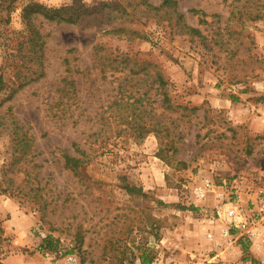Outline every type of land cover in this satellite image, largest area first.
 Masks as SVG:
<instances>
[{
  "label": "rangeland",
  "instance_id": "1",
  "mask_svg": "<svg viewBox=\"0 0 264 264\" xmlns=\"http://www.w3.org/2000/svg\"><path fill=\"white\" fill-rule=\"evenodd\" d=\"M162 1L0 0V264H264L225 216L264 189V0H173L200 36Z\"/></svg>",
  "mask_w": 264,
  "mask_h": 264
},
{
  "label": "trees",
  "instance_id": "2",
  "mask_svg": "<svg viewBox=\"0 0 264 264\" xmlns=\"http://www.w3.org/2000/svg\"><path fill=\"white\" fill-rule=\"evenodd\" d=\"M74 4L75 3H72L71 6L53 8V9L46 8L38 4H30L24 9V22L26 24V27L30 29L32 28L31 24H32L34 16L36 17L39 16L44 21L49 22V23H55L57 25L59 24L75 25L84 13L74 10ZM176 6L177 4L173 0H163L159 7H153L151 5L144 3L143 14L150 16V14L158 13L161 10H172L176 16V20H177L176 24L183 32H185L188 35H192V36H200L199 31L197 29H193V28L186 26V24L183 22L182 15L176 12ZM104 7L108 8V6H104ZM118 13H119L118 11L115 12L112 10V11L107 12V16L109 18H116ZM191 13L193 15H197V14H200L201 16L204 15L203 13L199 11H195V10H191ZM38 36H39L38 33L34 32L35 41L33 40L32 41L33 43L36 42V38H38ZM157 80L160 86L164 84L160 76H157ZM77 153L80 154L81 156H84V154L81 151L77 150ZM62 158H63L64 167L68 170H76L81 165H83V163H85V160L83 159V157L74 158L68 155H63ZM125 188L127 192L135 191L134 187H125ZM52 240L53 239H51L50 237L42 238L41 245L39 248L42 250H48L49 252H52V251L55 252L56 250H58L57 242L52 241ZM244 250L246 249L244 248ZM154 259H155L154 257L144 256L140 258L139 262L140 264H152L154 262ZM129 264H133V262L130 261Z\"/></svg>",
  "mask_w": 264,
  "mask_h": 264
},
{
  "label": "built area",
  "instance_id": "3",
  "mask_svg": "<svg viewBox=\"0 0 264 264\" xmlns=\"http://www.w3.org/2000/svg\"><path fill=\"white\" fill-rule=\"evenodd\" d=\"M214 189L219 188L209 180L203 181L200 187L194 188L195 200L202 201L206 194L213 193ZM232 196L230 199L228 196L229 208L225 211L230 228L253 245L264 247V189L246 195L245 203L237 192ZM217 197L222 203V196L219 194Z\"/></svg>",
  "mask_w": 264,
  "mask_h": 264
},
{
  "label": "crops",
  "instance_id": "4",
  "mask_svg": "<svg viewBox=\"0 0 264 264\" xmlns=\"http://www.w3.org/2000/svg\"><path fill=\"white\" fill-rule=\"evenodd\" d=\"M212 197H213V196H212ZM135 264H140V262L138 261V262H137V263H135ZM152 264H157V263H155V262H154V263H152Z\"/></svg>",
  "mask_w": 264,
  "mask_h": 264
}]
</instances>
